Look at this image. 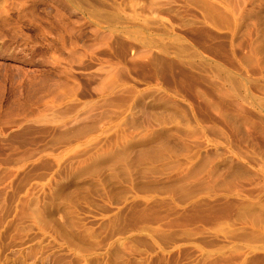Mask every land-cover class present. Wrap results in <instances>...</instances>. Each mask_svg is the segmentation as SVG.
I'll list each match as a JSON object with an SVG mask.
<instances>
[{
  "label": "rangeland",
  "instance_id": "1",
  "mask_svg": "<svg viewBox=\"0 0 264 264\" xmlns=\"http://www.w3.org/2000/svg\"><path fill=\"white\" fill-rule=\"evenodd\" d=\"M0 264H264V0H0Z\"/></svg>",
  "mask_w": 264,
  "mask_h": 264
}]
</instances>
